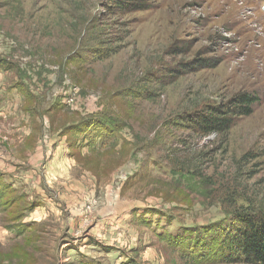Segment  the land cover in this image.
I'll list each match as a JSON object with an SVG mask.
<instances>
[{
    "label": "rangeland",
    "instance_id": "374dc122",
    "mask_svg": "<svg viewBox=\"0 0 264 264\" xmlns=\"http://www.w3.org/2000/svg\"><path fill=\"white\" fill-rule=\"evenodd\" d=\"M145 7L0 0V169L20 179L0 200V264H224L194 255L207 237L179 254L161 234L229 231L235 199L264 212V0ZM237 96L257 102L228 133L186 116ZM101 121L117 130L104 144Z\"/></svg>",
    "mask_w": 264,
    "mask_h": 264
},
{
    "label": "trees",
    "instance_id": "16d2710c",
    "mask_svg": "<svg viewBox=\"0 0 264 264\" xmlns=\"http://www.w3.org/2000/svg\"><path fill=\"white\" fill-rule=\"evenodd\" d=\"M114 1L116 4L125 8L127 13L146 11L145 2L147 0ZM119 8L121 9V7ZM120 41H122V39ZM105 50L102 51L99 59L106 60L111 57V54L106 53ZM234 102L233 108L225 106L223 110L216 108L214 110L211 109L209 113L198 112L194 115L189 113L186 116L193 117L191 122L194 123L198 131L204 135H209L211 133H228L234 126L232 125V119L234 118H231V114L236 115V118L249 117L253 112L252 108L256 104L257 99L252 96H237ZM223 113L224 116L220 117ZM117 116L115 121L122 120L123 116L120 113ZM75 126L76 125L72 127V125H70L68 128L74 131L78 128ZM115 127L113 123L109 124V121L107 123L101 121L93 124L92 128L96 138L100 143L104 144L106 140H113V137H116L117 130ZM1 187L0 200H2L3 195H6L5 191L8 188H12L11 185L4 182L3 176L0 174V188ZM238 200L239 199L233 200L230 206L234 210L231 215L232 219L229 221L230 223H227L229 224V231L224 233L221 232V230L218 229L219 224L213 227H203L200 230L188 228L181 232L178 228L179 232L177 235L171 233L161 234V241L165 242L166 245L170 246L172 249H177L179 254H181L185 248L189 251H195L197 246L200 247L205 245V238L207 237V239H211L212 251L197 249L198 251L194 252L197 258H202V255H207L208 262L211 263L216 261L224 264H264V212L252 210L253 208H247L242 205L237 206ZM33 209L31 208L28 211ZM26 211L27 210L23 211L22 214ZM188 261H191L192 264L198 263L193 256L187 258V261L184 260L183 262L188 263ZM204 261L205 260L199 262L203 263Z\"/></svg>",
    "mask_w": 264,
    "mask_h": 264
},
{
    "label": "crops",
    "instance_id": "0c3cea01",
    "mask_svg": "<svg viewBox=\"0 0 264 264\" xmlns=\"http://www.w3.org/2000/svg\"><path fill=\"white\" fill-rule=\"evenodd\" d=\"M26 138H28V135H27V137ZM31 138V137H30ZM29 138V139H30ZM32 141L30 140V145H32V143H31ZM49 165H48V167H50L51 166V164L50 163H48ZM0 167H1V165H0ZM31 167H34V166H31ZM0 174L3 176V179H4V181L7 183L8 182V180L7 179H9L10 181H13V180H20L18 177H17V175H13V174H8V173H6V172H4V171H2L1 169H0ZM10 182H8L7 184H9ZM11 184V183H10ZM9 184V185H10ZM11 187H13L14 188V185L12 184V186ZM40 205L41 204H38V206H33V207H35L34 209H33V211L35 210V209H39L40 208ZM32 211V210H31ZM29 212V213H32V212ZM34 213V212H33ZM23 224V223H22ZM12 235H14V234H12Z\"/></svg>",
    "mask_w": 264,
    "mask_h": 264
}]
</instances>
